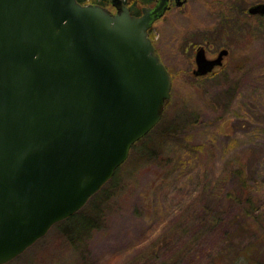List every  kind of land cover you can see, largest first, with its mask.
<instances>
[{
  "label": "rangeland",
  "instance_id": "rangeland-1",
  "mask_svg": "<svg viewBox=\"0 0 264 264\" xmlns=\"http://www.w3.org/2000/svg\"><path fill=\"white\" fill-rule=\"evenodd\" d=\"M257 2L188 0L165 14L150 31L172 79L153 154L131 149L81 247L48 231L13 264H264V217L244 229L234 199L244 183L264 211V16L247 13ZM206 42L208 56L229 53L195 76Z\"/></svg>",
  "mask_w": 264,
  "mask_h": 264
},
{
  "label": "water",
  "instance_id": "water-1",
  "mask_svg": "<svg viewBox=\"0 0 264 264\" xmlns=\"http://www.w3.org/2000/svg\"><path fill=\"white\" fill-rule=\"evenodd\" d=\"M113 1L116 14L0 0V264L81 209L162 118L172 79L148 28L163 0L138 17ZM247 13L264 15V2ZM227 54L199 47L193 74Z\"/></svg>",
  "mask_w": 264,
  "mask_h": 264
},
{
  "label": "trees",
  "instance_id": "trees-1",
  "mask_svg": "<svg viewBox=\"0 0 264 264\" xmlns=\"http://www.w3.org/2000/svg\"><path fill=\"white\" fill-rule=\"evenodd\" d=\"M77 1L81 2L84 0ZM159 122H161V120ZM154 128L155 126L146 135L137 140L131 146L130 151L131 149H134V154L144 155L147 157L151 156L153 152H149L146 148L151 141L149 136H151V132ZM145 149L147 150V152H142ZM125 161L116 169L114 175L102 186V188L89 198V200L81 209H79L71 216L55 223L50 228L49 232H56L60 235L59 237L64 238L69 245L77 246V248L81 247L82 244L85 243L87 238L91 235L92 231L99 229L102 226L105 218L103 213V205L105 201L108 200L113 195L114 191L119 187L121 175L120 172L122 166L125 164ZM242 184L240 185V189L243 190L244 188L243 192L240 191L238 195H234V199L237 200L239 204L237 206L235 217L239 218V220H242V224L245 225V229L249 226V217L255 220L260 219V217L263 218L264 211L262 209V205L258 204V201L254 196L255 190H251L250 193H247L248 191L245 192L247 185H245L244 183ZM256 192L258 191L256 190ZM44 238L45 237L35 242L32 245L31 249L35 247L39 242H41ZM27 250L25 251L28 252L29 250ZM26 252H24V254ZM22 256L23 255L20 254L16 258L18 259V257L21 258ZM16 258L12 262L6 264H13L15 261H17Z\"/></svg>",
  "mask_w": 264,
  "mask_h": 264
},
{
  "label": "flooded vegetation",
  "instance_id": "flooded-vegetation-1",
  "mask_svg": "<svg viewBox=\"0 0 264 264\" xmlns=\"http://www.w3.org/2000/svg\"><path fill=\"white\" fill-rule=\"evenodd\" d=\"M116 1L125 5L128 8L129 13L131 15L138 17V16L142 15L145 8L152 10L157 5H160L162 0H116ZM187 1L188 0H185L181 5L178 6V5H176V0H163L162 11H160V10L157 11L156 17L153 19V21L151 22V25L148 28V36L150 37V33H151L150 31L152 30V28L157 26L164 19L165 14L168 11H170L173 7H180V6L184 5ZM81 3L82 4H89V3L98 4V5L105 7L106 9H108L112 14L117 13V7L114 4L113 0H88V1H81ZM159 13H161V14L159 15ZM199 47L204 48V52H205V55L207 58H214L217 56L218 52L216 54H211L208 56L207 50H208V48H210L209 42H206V45L199 44L198 46H196L195 52ZM221 48H225V47H221ZM221 48H219V50ZM155 49H156V52L158 53V55L160 56L156 47H155ZM228 53H229V50H228ZM194 56H195V53H194ZM225 56H227V55H225ZM225 56L223 57V59L225 58ZM160 58L165 65V62L163 61L161 56H160ZM222 64H223V62H222ZM217 67H219V66H215L212 71H214V69H216ZM195 68H196V64H195V60H194V64H193V67L191 70L192 74H193V70ZM212 71H210L204 75H207V74L211 73ZM195 76H203V75H195Z\"/></svg>",
  "mask_w": 264,
  "mask_h": 264
}]
</instances>
